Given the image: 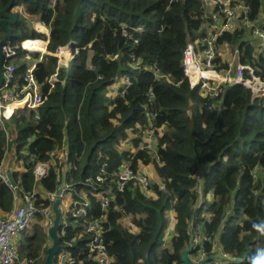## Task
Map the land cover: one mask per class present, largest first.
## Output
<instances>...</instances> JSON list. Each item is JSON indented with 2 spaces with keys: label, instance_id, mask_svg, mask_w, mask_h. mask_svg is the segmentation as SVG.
Returning <instances> with one entry per match:
<instances>
[{
  "label": "trees",
  "instance_id": "16d2710c",
  "mask_svg": "<svg viewBox=\"0 0 264 264\" xmlns=\"http://www.w3.org/2000/svg\"><path fill=\"white\" fill-rule=\"evenodd\" d=\"M11 3L24 10L9 12L16 19L11 29L18 46L48 52V44L23 42L48 39L52 54L71 45L74 55L67 67L59 68L58 83L51 91L48 80L56 72L58 58L48 55L37 64L35 77L44 95L48 93L39 119L33 113L19 116L12 142L0 127V166L9 146L25 166L24 173H13L22 199L33 195L36 206L51 205L34 193V168L64 151L73 166L67 184L73 186L75 199L82 193L91 203L88 219L103 221L102 236L113 264H182L181 253L198 226L229 257L223 264H264V176L255 174L257 169L264 173V96L255 98L248 88L225 85L214 99L189 88L181 64L186 44L205 34L201 4L196 0H0V21ZM245 4L250 20H264V0H245ZM30 20L45 25L49 37L31 29ZM38 29L47 33L41 26ZM249 37L244 30L225 33L218 45L236 46L241 63L250 64L264 80V53L257 54V42ZM59 53L70 58L65 49ZM26 54L19 49L11 61L17 79L24 75L26 62L21 58ZM114 56L122 57V62L111 60ZM154 66L161 78H156ZM127 78L129 83L119 95L109 97V88ZM150 130H155L157 140L155 156L143 149ZM131 134L137 135L131 141L136 153L121 151V143L128 142ZM128 161L135 172L138 162L155 165L165 186L151 185L155 198L132 183L123 193L116 192L118 172ZM102 166L107 172L105 183L88 184ZM62 169L57 161L40 181L47 194L56 192ZM109 192L115 194V201L103 211L96 195L107 197ZM14 194L8 185H0L3 213L11 212ZM208 194L214 196L212 203L206 202ZM171 211L175 234L171 248H164ZM206 212L212 214L209 221ZM126 217L132 218L137 234L121 224ZM77 234L73 257L93 264L86 250L90 236L84 228L69 227L62 244H71ZM45 241L38 234L29 238L26 258L33 264H43V258L37 259ZM205 249L210 251V246Z\"/></svg>",
  "mask_w": 264,
  "mask_h": 264
},
{
  "label": "built area",
  "instance_id": "2783aa9c",
  "mask_svg": "<svg viewBox=\"0 0 264 264\" xmlns=\"http://www.w3.org/2000/svg\"><path fill=\"white\" fill-rule=\"evenodd\" d=\"M185 0H170V3L181 2ZM198 1L205 15V22L208 23L209 30L195 41H189L183 51L182 69L184 79L191 90H200L204 96L218 98L221 89L225 85H238L251 90L253 97L264 96V80L255 74L254 68L250 64L241 63V52L237 48L235 51V61L232 65H228V69H222L219 61L218 40L225 33H232L236 30L246 31L250 35V39L257 42V54L264 53V20L258 22L252 21L248 17L249 7L241 0H196ZM238 23V25L235 24ZM40 23V22H39ZM42 28L45 27L42 23L38 24ZM37 30L41 34H45L40 29ZM47 37L48 33L45 34ZM131 37V36H130ZM0 38V42H1ZM39 41L45 44L46 40H26L23 42ZM137 40L135 43L137 44ZM18 43L12 39L3 47L4 71L3 82L0 86V126L5 130L13 128V120L22 114L33 113L35 119H39L40 110L47 101V95L42 92V86L35 77V70L39 62L32 58L29 49L18 46ZM226 44V43H225ZM224 45V44H222ZM26 51L29 54L24 55L21 60L26 62L25 72L21 78L15 77L16 67L11 64L12 60L17 56L18 50ZM65 49L70 53V59L66 58L63 61L60 56V50ZM80 48L75 50V54L79 53ZM39 54L45 53L44 50H38ZM49 53H51L48 50ZM71 45L58 48L55 55L58 57V67L53 74L48 84L49 91L55 88L58 83L59 68L67 67L69 62L74 58ZM65 58V57H64ZM122 60V58H121ZM155 69L156 78H161L159 71ZM142 70H146L143 67ZM129 83V79H127ZM124 94V92L122 93ZM10 113V115H9ZM9 121V123H8ZM12 121V123H11ZM143 149L151 155L157 154V140L155 130H150L145 133L143 141ZM159 162L158 158H155ZM70 169L72 165L69 162ZM48 168L45 164L38 163L34 168L35 181L39 182L48 175ZM107 174L106 167L102 166L100 174L95 181H87L88 184L97 183L103 185L105 183L104 176ZM256 177L255 175H253ZM198 179L201 175L198 174ZM128 183H132L140 188L142 192H147L151 187L149 176L140 171H134L132 162H125L120 172H118L116 180V192L123 193ZM6 184L10 187L7 177V169L0 166V185ZM68 192L72 193L75 190L72 185L67 184ZM201 197V191L198 190ZM101 208L106 211L110 204L115 201V194L110 192L105 197L100 193ZM56 196L55 192L47 194V200L51 203ZM199 204V203H198ZM200 205V204H199ZM92 210L91 203L87 200H73L70 207V216L83 223L84 230L90 236L86 250L93 264H111V257L107 252V246L102 236V223L100 219L90 221L88 219L89 211ZM37 217L44 219L49 227L53 225L52 205L49 207L36 206L33 195H25L22 199V204L16 208L13 213H10L6 218L0 219V264H15L18 261V254L14 244V237L17 234L25 233L31 227L33 220ZM64 235V232H63ZM193 238V251L190 254L191 260L196 264H201L202 261L213 256L214 258L205 264H223L229 257L223 251L220 244L213 236H208L205 233H199L197 230L191 236ZM205 245L210 246V251L205 249ZM67 264H83L71 257Z\"/></svg>",
  "mask_w": 264,
  "mask_h": 264
},
{
  "label": "crops",
  "instance_id": "0c3cea01",
  "mask_svg": "<svg viewBox=\"0 0 264 264\" xmlns=\"http://www.w3.org/2000/svg\"><path fill=\"white\" fill-rule=\"evenodd\" d=\"M242 2L245 3V0H241ZM14 9V8H13ZM19 7H15L14 11H9V12H12V13H16L18 12L19 10ZM18 10V11H16ZM8 12V13H9ZM12 16V15H11ZM14 17V16H12ZM205 17V15H204ZM15 18V17H14ZM33 22V21H32ZM33 23H39V22H33ZM236 25H238L237 22H235ZM44 29L47 31V33L49 34V29L47 27H44ZM205 29L206 31L209 30V26H208V23L205 22L202 26V30ZM236 31H239V30H236ZM234 31V32H236ZM232 32V33H234ZM46 34V32H44ZM248 34V33H247ZM6 35V34H5ZM249 35V34H248ZM49 37V36H48ZM3 39V38H1ZM13 40V39H12ZM231 47V45L229 44H224V45H221L220 48H219V61L221 62L222 65H226L228 64L229 66L233 64V61L230 62L229 61V57H228V52L230 51V48L228 47ZM237 49V47H236ZM48 50L50 51L49 49V46H48ZM52 53V52H51ZM39 55V54H38ZM32 56V55H31ZM46 56H48V53H43V58H45ZM39 57H42V56H39ZM117 56H114V59H111V60H115ZM32 58L35 60V57L32 56ZM42 58V60H43ZM38 59V58H36ZM41 59H38L36 61H40ZM41 60V61H42ZM40 61V62H41ZM119 62H122L121 60H119ZM128 79V78H127ZM127 79H120L119 81H117L113 86H111L109 88V97H111L112 99H115L118 95H119V92L120 90L125 86V83L127 84ZM64 84V82L62 83ZM122 91V90H121ZM18 117L15 118V120H13V128L12 129H9V130H5L3 127H1L4 131H6L7 133V136L10 137V141L12 142L13 139L16 137L17 135V128H18V122H17V119ZM137 135L136 134H131L130 135V138H129V141L128 142H124V143H127L128 146H130V149H127V150H123L121 149L123 143H121V151H131L132 153H136V149H134L133 147V144H132V140L134 138H136ZM10 150V153H11V156L9 159L6 158L7 156V152ZM7 152H6V155H5V158L2 162V165L8 170V169H11L12 170V173H15V172H18L20 174L24 173L25 172V166H24V163L23 161L19 160L16 155H15V152L13 150V147H10L9 146V149L7 148ZM69 156L67 153H65L64 151H58L56 152L54 155H53V158L51 159V161H49L48 163H45V166L48 168V171L50 172L51 168L57 166V161H59V165H62L63 169H62V174H61V179H57V182H59L61 184V180H62V175L63 174H66L67 176V173L70 171V166H69ZM137 168H138V171L142 172V173H145L149 176L150 180H151V183L154 184H158L160 186L161 189H164V184L162 183L161 179L159 178V176L157 175L156 173V170H155V165L152 163V164H149V165H145L143 164L142 162H138L137 164ZM49 172H48V175H49ZM255 174L257 176H259V174H261V178H263L264 176V173H263V170L261 169H257L255 170ZM47 175V176H48ZM60 178V177H59ZM260 179V178H259ZM156 181V183L154 182ZM39 182H36L35 181V187H34V193L36 194H40L41 197L43 196L45 199H47V192L41 187V184H39ZM59 184V186H60ZM67 185V183H66ZM152 185V184H151ZM59 188V187H58ZM57 188V189H58ZM151 188V187H150ZM18 189V184H17V188L16 189H13L15 191V194H14V203H13V208L11 210L10 213H13L16 208L18 206H20L22 204V196L16 192V190ZM115 190H116V187H115ZM57 191V190H56ZM49 193V192H48ZM56 193V192H55ZM147 196H150V197H156L155 193L149 189L147 192H144ZM80 198L79 200H84L85 197L82 193L79 194ZM101 197L102 195L101 194H98L96 195V198L98 199V201L101 200ZM206 199H208V201H206L207 203H212L214 201V196L213 194H208V196L206 197ZM73 200H77L74 198V192L70 193L68 191H64L63 194L61 195V202H60V205H59V208H60V212H61V221H60V224H61V229L59 230L58 234H59V237H60V243L61 245L63 246L62 250L56 255V258H55V261H54V264H67L69 259L71 257H73V250H71L72 248H75L77 247L78 245V241L77 239L79 240L80 239V236L77 234V238H75L71 244H66V245H63L62 244V239L66 237V233H67V229L70 227L72 228L73 230H76V229H79L81 228V230L83 231V228H84V225L82 222V225H83V228L82 226H79L77 224V226L74 228V227H71L70 224L68 223V218L69 220L73 222L74 219L69 215V209L71 207V204H72V201ZM55 201V199H54ZM54 201L51 203L52 205V211H53V206H54ZM64 202V203H63ZM64 205V206H63ZM64 207H67V210H64ZM232 208V207H231ZM231 208L227 209V211H231ZM229 211H228V214H229ZM10 213H3L1 210H0V219H3V218H6ZM204 218H206L208 221L211 219L212 217V214L211 213H204ZM70 216V217H69ZM168 217H169V226H168V229H167V232H166V235H165V238H164V248H171L172 246V238L175 234V214L173 211L169 212L168 214ZM130 218V227L134 228L135 231L132 232V233H135L137 234L139 232V229L136 228L132 223H131V217H126V218H123L121 220V224L123 225V222L124 221H127L128 219ZM36 220H39L37 222L34 223V221ZM31 224V227L28 231H26L25 233L23 234H20V235H16L14 237V244H15V247H16V250L21 252V255L19 256L20 259H24L26 264H33L34 261L33 260H28L26 258V250H28V246L30 244L29 242V238H32L34 237L36 234H37V227L38 225H41L43 228H44V234L43 236H45L46 238V241H45V244L43 245V250L41 251L40 253V256L39 258L37 259L38 261H41L40 259L43 258V263L46 259V252L44 254V251H47V249L49 247L52 246V239L50 237V229L53 227V225L51 227H49L46 223V221L44 219H42L41 217H37L35 218ZM78 223V222H77ZM53 224H54V213H53ZM124 226V225H123ZM126 228V226H124ZM128 229V228H126ZM130 231V229H128ZM196 230V229H195ZM197 230L199 231V233L202 232V228L201 226H198L197 227ZM63 232H64V235H63ZM77 233V232H76ZM25 236V242H26V247L21 243V242H18L17 241V238L19 236ZM77 241V242H76ZM51 244V245H48ZM169 244V245H168ZM168 245V247L166 246ZM18 253V252H17ZM25 255H24V254ZM19 255V253H18ZM110 256V255H109ZM111 257V256H110ZM74 258V257H73ZM75 259V258H74ZM233 260H236L238 262H240L241 260L240 259H233ZM36 261V260H35ZM114 263V258L111 257V264ZM228 264V263H227Z\"/></svg>",
  "mask_w": 264,
  "mask_h": 264
},
{
  "label": "water",
  "instance_id": "95a60500",
  "mask_svg": "<svg viewBox=\"0 0 264 264\" xmlns=\"http://www.w3.org/2000/svg\"><path fill=\"white\" fill-rule=\"evenodd\" d=\"M14 6L11 3L9 7L4 9L1 13V21H0V28L5 32V37L1 40L0 42V86L3 82V71H4V50L3 47L9 42V40L13 39L12 38V29L11 26L16 23V19L9 15V11L13 10ZM30 52L33 53H39L38 50H30ZM7 177H8V182L9 185L12 189L17 188V182L15 181L13 177V173L11 169L7 170ZM67 176L66 174L62 175V180L59 188L56 191V196H55V201H54V206H53V213H54V224L53 227L50 229V237L52 239V246L49 247L46 251V259L43 264H54L56 255L62 250L63 246L60 243V237H59V230L61 229V212H60V202H61V195L63 194L64 191L67 189ZM193 251V238L191 237L188 243V247L182 251L181 256H180V261L182 264H196L194 263L191 258L190 254ZM214 257L211 256L207 258L206 260L202 261L201 264H205L206 262L212 260Z\"/></svg>",
  "mask_w": 264,
  "mask_h": 264
},
{
  "label": "rangeland",
  "instance_id": "374dc122",
  "mask_svg": "<svg viewBox=\"0 0 264 264\" xmlns=\"http://www.w3.org/2000/svg\"><path fill=\"white\" fill-rule=\"evenodd\" d=\"M19 10V11H18ZM18 10H16V11H18V12H22V11H24L23 10V8L22 7H19V9ZM28 20H29V18H27ZM38 24H40V23H33L31 20H30V28L31 29H34L35 31H37L38 32V30H37V26H38ZM38 28H39V26H38ZM46 36V35H45ZM3 37V34H2V32H1V30H0V38H2ZM47 37V36H46ZM41 40H46V39H41ZM228 48H230V51L228 52V57H229V61L230 62H232V61H235V51H236V46H233V45H231V47L229 46ZM45 53H48V55H55V54H52V53H49V52H47V51H45ZM35 54H39V53H35ZM73 55V54H72ZM76 55V54H75ZM39 56H42V57H39L40 59H42L43 58V55L42 54H39ZM58 58V57H57ZM121 58L122 57H116V59L115 60H121ZM59 59V58H58ZM62 59H63V61H66V58H64V57H62ZM70 59V58H69ZM85 67L87 68V66H86V64H85ZM121 147V146H120ZM121 149H125V150H127V149H130V146H128V144L127 143H124L123 142V145H122V147H121ZM120 149V150H121ZM10 156H11V153H10V150L7 152V156H6V158L7 159H9L10 158ZM262 175L261 174H259V176H257V178L258 177H261ZM155 183H156V181H154ZM152 185H153V183H151ZM206 201H208V199H206ZM202 202H203V199L202 198H200L199 199V204H200V206L202 205ZM64 203V202H63ZM64 206V205H63ZM64 210H67V207H64ZM69 215H70V209H69ZM70 217V216H69ZM35 220V219H34ZM33 220V221H34ZM37 221H39V220H36V221H34V223L35 222H37ZM75 222H73L72 223V221L71 220H69V218H68V223L70 224V226L71 227H76L77 226V221L76 220H74ZM130 218L127 220V221H124L123 222V225L124 226H126V228H128V229H130V231H132V232H134L135 231V229L134 228H132V227H130ZM44 228L41 226V225H38V227H37V234L38 235H43L44 234ZM21 234H23V233H21ZM17 235H20V234H17ZM17 241L18 242H21L25 247L27 246L26 245V242H25V236L23 235V236H19L18 238H17ZM48 245H51V244H49L48 243ZM169 245V244H168ZM168 245H166L167 247H168ZM19 254H20V252L19 251H17ZM17 253V254H18ZM19 256V255H18ZM15 264H26V262H25V260L24 259H20V258H18V261L15 263Z\"/></svg>",
  "mask_w": 264,
  "mask_h": 264
},
{
  "label": "clouds",
  "instance_id": "9594fccd",
  "mask_svg": "<svg viewBox=\"0 0 264 264\" xmlns=\"http://www.w3.org/2000/svg\"><path fill=\"white\" fill-rule=\"evenodd\" d=\"M49 31V30H48ZM45 35V34H44ZM46 41H48V39L46 40ZM49 42V41H48Z\"/></svg>",
  "mask_w": 264,
  "mask_h": 264
},
{
  "label": "bare ground",
  "instance_id": "6f19581e",
  "mask_svg": "<svg viewBox=\"0 0 264 264\" xmlns=\"http://www.w3.org/2000/svg\"><path fill=\"white\" fill-rule=\"evenodd\" d=\"M69 55H70V53H69Z\"/></svg>",
  "mask_w": 264,
  "mask_h": 264
}]
</instances>
